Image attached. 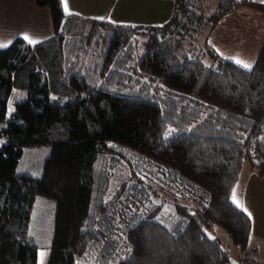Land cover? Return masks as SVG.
Returning a JSON list of instances; mask_svg holds the SVG:
<instances>
[{
  "label": "trees",
  "instance_id": "16d2710c",
  "mask_svg": "<svg viewBox=\"0 0 264 264\" xmlns=\"http://www.w3.org/2000/svg\"><path fill=\"white\" fill-rule=\"evenodd\" d=\"M246 2L174 0L168 21L141 25L36 0L50 35L0 47V264H38L47 247V264H245L217 232L251 250L253 222L232 197L244 164L264 176V45L248 70L208 37ZM113 142L179 181L162 179L145 217L123 212L127 177L108 175L93 205L99 156L113 168L124 159ZM37 148L43 159L24 163ZM38 196L56 202L50 244L31 232ZM168 201L180 229L161 219Z\"/></svg>",
  "mask_w": 264,
  "mask_h": 264
},
{
  "label": "rangeland",
  "instance_id": "374dc122",
  "mask_svg": "<svg viewBox=\"0 0 264 264\" xmlns=\"http://www.w3.org/2000/svg\"><path fill=\"white\" fill-rule=\"evenodd\" d=\"M78 2V4H74L80 9H85L86 12L89 11L90 14L87 13H80L82 15H87L91 17H99L103 19H109L113 22H125V20L129 19L130 12L127 11L126 7H123L124 5L130 6L132 5L131 2L133 0H75ZM129 1V2H128ZM124 4L123 6L121 4ZM45 8V7H44ZM175 8V6H174ZM47 10L50 12V10L47 8ZM131 11V10H130ZM134 14V13H133ZM172 16V15H171ZM159 21V19H155L151 21L152 23L156 24V22ZM137 24V23H136ZM151 24V25H154ZM142 25V24H141ZM144 25H150V24H144ZM43 30L39 29L35 25H29L26 23H3L0 24V44L7 45L10 43L9 38H12V36L15 34H20L21 36H24L27 34L29 37L38 40L44 37H47L50 35V33L53 31L49 30L47 31L46 27H42ZM45 30V31H44ZM41 32V33H38ZM38 33V34H37ZM13 34V35H12ZM9 109L7 112V118L10 119L12 116V112L14 111L15 105L13 103L9 104ZM112 146L117 147L121 150L123 154V161L117 165L114 166V168L111 166V159L110 154H101L99 156L98 165L96 168V179L98 181L97 186L94 190V197H93V205L97 207L100 204V199L102 196L103 188L105 187V180L108 175H111L113 179L120 180L122 177L126 178L128 180V183L124 189H122V192L124 193V196L122 198V206H123V212L128 210V216L130 218H142L145 217L146 214L150 211L151 208L156 206L158 204V198L157 196L161 195V190H163L159 183L166 180L167 187L168 185H173L175 183H178L179 181L176 179V177L169 176L171 174V171H169L168 168L159 165L158 163L150 160L149 158L145 157L139 152H135L127 147H121L120 145L116 143H112ZM30 151V152H29ZM26 153L25 160H23L24 163L29 162L28 165L32 163L33 160L37 161L39 159H43V157L46 155V150L43 149H31ZM244 168L241 173V178L238 181L237 184V190L239 189H248L253 188V190L258 189V186H262L264 184V180L262 182L263 176L259 175L256 170H252L249 165L246 163L244 164ZM35 166V165H34ZM139 175L144 178L146 181H140L135 178L136 175ZM129 177V178H128ZM164 179V180H162ZM149 182L152 185H149ZM160 193H159V192ZM236 199L239 200V202L245 205V199H243L244 195H239L238 192L235 194ZM167 206L163 209L161 212V219L167 222L169 226H172V228H182L184 225L182 222H179V216L174 210V203L166 202ZM117 205V204H116ZM121 205H117V209L121 208ZM115 205L110 206V210ZM56 202L54 199L48 197V196H38V199L36 201V204L34 206V211L32 214V227L31 232L38 236L40 239H42L43 242L49 243L52 241L54 236V228H55V213H56ZM93 208V207H92ZM248 213H251V220L253 219L255 212H260L259 210L255 208H249L247 207ZM124 212V213H125ZM258 214V213H257ZM218 235L221 236V239L223 241V245L229 249L230 252H232L234 255H231L233 257L241 258L243 263L249 264V263H255L260 264L259 260L254 257L256 255L257 251L252 252L253 249L250 251H245V253H242L240 250L234 251L236 248L235 246L229 242L228 236L226 235L225 231L221 228L218 229ZM50 252V247L47 248H41L39 251V261L38 263L41 264H47V257L48 253ZM41 253H44L43 257H41ZM231 262V261H229ZM89 263L93 264L92 260L90 261H78L77 264H84Z\"/></svg>",
  "mask_w": 264,
  "mask_h": 264
},
{
  "label": "crops",
  "instance_id": "0c3cea01",
  "mask_svg": "<svg viewBox=\"0 0 264 264\" xmlns=\"http://www.w3.org/2000/svg\"><path fill=\"white\" fill-rule=\"evenodd\" d=\"M67 3L71 13L90 14L89 11L86 12L85 9L74 5L78 4L75 0H67ZM131 4L129 7L121 4L131 13L125 22L150 25L154 24L151 22L154 18L159 19L156 24L168 21L175 6L174 0H133ZM14 22L35 27L39 25L41 30L45 26L47 31L53 28L50 12L47 8L38 6L36 0H0V24ZM17 36L21 35L15 34L7 40H11V43ZM208 38L209 43L222 55L233 60L238 58L252 66L261 46L264 45V0H248L243 6L224 15ZM261 178L263 182L264 176ZM246 190V188L237 190L239 195H244L246 208L251 206L255 211L256 209L260 211L258 214L255 212V217L251 220L253 235L250 246L252 252L257 251L254 255L256 260L264 264V184L258 186L257 191L253 188ZM46 261L48 262V259ZM225 264L235 263L231 260Z\"/></svg>",
  "mask_w": 264,
  "mask_h": 264
},
{
  "label": "snow or ice",
  "instance_id": "6c2138e0",
  "mask_svg": "<svg viewBox=\"0 0 264 264\" xmlns=\"http://www.w3.org/2000/svg\"><path fill=\"white\" fill-rule=\"evenodd\" d=\"M61 3H62L63 6H64V11H65V13H66V14H69V15H72L73 13H71V11H70V9H69V6H68V3H67V0H61ZM23 39L26 40L29 44H36V43L39 42V41H37V40H35V39L29 37L27 34H25V35L23 36ZM6 46H7V45L0 44V47H6ZM235 63L238 64V65H240V66H242V67L245 68V69H248V70L251 69V65H249L248 63H246V62H244V61H242V60H240V59H238V58L235 59ZM232 199H233V203L236 205L237 208H240L243 212L247 213L249 217H251V213H248L247 208H246L244 205H242V204L239 202L238 199H236L235 191H233V197H232ZM209 238H210V239H214V237H211V236H210ZM40 255H41V257H43L44 253H41ZM41 264H42V262H41Z\"/></svg>",
  "mask_w": 264,
  "mask_h": 264
},
{
  "label": "water",
  "instance_id": "95a60500",
  "mask_svg": "<svg viewBox=\"0 0 264 264\" xmlns=\"http://www.w3.org/2000/svg\"><path fill=\"white\" fill-rule=\"evenodd\" d=\"M232 260H233V262H234L235 264H238V262L235 260V258H232Z\"/></svg>",
  "mask_w": 264,
  "mask_h": 264
},
{
  "label": "built area",
  "instance_id": "2783aa9c",
  "mask_svg": "<svg viewBox=\"0 0 264 264\" xmlns=\"http://www.w3.org/2000/svg\"><path fill=\"white\" fill-rule=\"evenodd\" d=\"M253 264H255V263H253Z\"/></svg>",
  "mask_w": 264,
  "mask_h": 264
}]
</instances>
